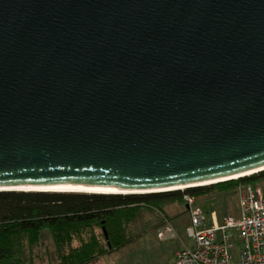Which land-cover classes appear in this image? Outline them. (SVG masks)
Returning a JSON list of instances; mask_svg holds the SVG:
<instances>
[{
  "label": "water",
  "instance_id": "1",
  "mask_svg": "<svg viewBox=\"0 0 264 264\" xmlns=\"http://www.w3.org/2000/svg\"><path fill=\"white\" fill-rule=\"evenodd\" d=\"M257 171L264 0H0V191Z\"/></svg>",
  "mask_w": 264,
  "mask_h": 264
},
{
  "label": "trees",
  "instance_id": "2",
  "mask_svg": "<svg viewBox=\"0 0 264 264\" xmlns=\"http://www.w3.org/2000/svg\"><path fill=\"white\" fill-rule=\"evenodd\" d=\"M258 181H264V171L210 186L155 194L0 191V264H34L45 259L49 264H95L133 240L128 229L137 223L142 209L161 208L216 188L234 190Z\"/></svg>",
  "mask_w": 264,
  "mask_h": 264
},
{
  "label": "built area",
  "instance_id": "3",
  "mask_svg": "<svg viewBox=\"0 0 264 264\" xmlns=\"http://www.w3.org/2000/svg\"><path fill=\"white\" fill-rule=\"evenodd\" d=\"M194 199L185 198L191 208L187 233L194 246L179 252L174 264H264V187L241 188L239 218L207 215ZM175 237L171 226L158 233L160 241Z\"/></svg>",
  "mask_w": 264,
  "mask_h": 264
},
{
  "label": "rangeland",
  "instance_id": "4",
  "mask_svg": "<svg viewBox=\"0 0 264 264\" xmlns=\"http://www.w3.org/2000/svg\"><path fill=\"white\" fill-rule=\"evenodd\" d=\"M245 185L257 188L264 187V181L241 184L234 190L214 189L207 194L195 198V206L204 212H216L219 219L225 217H240L239 193ZM190 204L184 202H169L161 208H144L140 211L137 223L128 231L133 240L124 248L108 254L95 264H174L177 254L186 247L194 246L187 229L191 226ZM173 227L176 237L169 241H160L158 233L166 227ZM101 234V231H97ZM42 253L41 248L39 249ZM34 264H49L35 261Z\"/></svg>",
  "mask_w": 264,
  "mask_h": 264
},
{
  "label": "bare ground",
  "instance_id": "5",
  "mask_svg": "<svg viewBox=\"0 0 264 264\" xmlns=\"http://www.w3.org/2000/svg\"><path fill=\"white\" fill-rule=\"evenodd\" d=\"M259 172V171H257ZM252 173H247L244 176H249ZM22 190H31V191H55V192H85V193H124L126 192L121 191H114V190H106V189H97V188H89L85 186H60V187H51V188H23Z\"/></svg>",
  "mask_w": 264,
  "mask_h": 264
}]
</instances>
